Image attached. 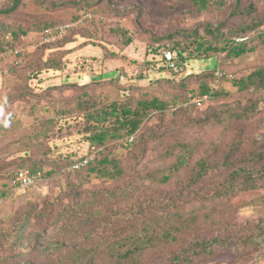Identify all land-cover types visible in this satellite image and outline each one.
Returning a JSON list of instances; mask_svg holds the SVG:
<instances>
[{"label": "trees", "instance_id": "16d2710c", "mask_svg": "<svg viewBox=\"0 0 264 264\" xmlns=\"http://www.w3.org/2000/svg\"><path fill=\"white\" fill-rule=\"evenodd\" d=\"M226 1L192 0L198 12L211 10V7L221 8ZM105 2L107 9L120 6L114 0H97L96 4L104 5ZM89 3L87 0H68L66 8L79 11L75 17L66 22L52 21L47 27L39 25L37 29L45 31L60 24H72L94 10L93 7L85 10ZM21 4L22 0H14L0 14L14 13ZM98 7L95 6V9ZM257 11L256 5L245 6L240 0H235L230 15L248 17L249 22L227 26L222 22L208 21L194 29L152 35V39H157L159 43L165 40L168 48L164 50L171 51L172 60L183 66L191 59L208 60L218 55H223L225 60H235L264 49V11L260 14ZM109 14L110 11L104 12L106 16ZM93 18L92 13L87 23ZM85 24L68 27L61 40L44 44L35 53H20L18 63L14 65L20 68L16 75L23 87L16 90L14 102L16 105L18 102L29 104L25 114L21 110L9 113L7 120L16 121L28 116L35 121L33 127L17 124V136H11L15 142L11 145L13 151L9 153L16 157L6 160L7 155L0 153L4 159L0 163V174L4 168L10 171L4 185L12 184L20 168L42 171L43 179L38 184L44 181L45 173L53 175L69 171L79 175L75 182L70 178L72 173L69 174L66 190H62L55 201L59 204L65 196L70 201L56 214L58 232H47V228L34 232L29 239L34 257L22 264H203L216 261L223 250L259 247L264 241V219L247 221L239 228L232 222L243 209L264 204L262 194L256 195L264 188V139L261 145L257 140L252 141L251 148L246 147L244 139H235L215 162H212V154L199 157L187 179L192 186L205 183L204 194L195 201L192 197L187 198L188 195H183L181 199L177 193L179 182L175 184L177 173L186 169L192 161L196 148L193 140H185L179 134L170 143L162 137L158 140L154 129H150L146 138L140 132L152 118L163 119L171 110L191 112L208 99L223 95L221 85L226 79H233L234 85L240 88L254 86L258 90L264 89V66L240 78L224 75L218 78L215 69L212 82L208 79L211 73L206 72L201 76L202 83L194 103H191L192 96L188 95L193 90L188 88L185 78L181 81L157 78L149 85L150 88L136 82L122 86L119 75L105 79L100 76L102 79L97 77L89 82H63L39 92L30 85L26 86L23 81L28 77L68 69L73 47L67 46L78 39L83 40L78 47L91 45L99 47L102 53L78 58L73 68L77 73L94 71L96 63L93 59L119 58L118 52L109 49L110 44L119 43L123 49L134 42L129 30L122 26L112 28L107 38L93 28L81 31ZM26 31L22 27L13 29L7 26L0 17V54L17 47L21 43L18 39ZM113 35L118 41L112 38ZM162 60L171 73H183L169 67L163 52ZM148 70L149 66L140 68L137 78H145L149 75ZM195 75L189 74L190 77ZM178 81L180 89L171 94ZM125 91L128 94H121ZM33 100L36 102L31 104ZM3 103L7 104V101ZM181 103L185 106L178 108ZM37 110L45 113L36 118ZM49 113L52 115L49 116ZM253 113L254 106L241 113L222 108L211 120L185 123L180 129L185 126L198 129L220 125L234 116L243 120ZM73 131L85 137L93 157L79 169L72 168L73 164L87 156L78 161L60 163L53 157L56 147L50 144L53 139H61L64 134L69 135ZM159 141L165 143V147ZM41 145H45L42 155H28L30 147ZM219 146L214 145V150ZM118 148L126 152H115ZM47 166L51 168L46 169ZM218 168L223 169L215 174L219 177L211 176L210 172ZM92 179L112 180L115 186L106 191L88 193L83 186ZM185 189V186L182 187L183 191ZM1 192L6 195L5 191ZM47 211L36 216L49 215L52 209ZM28 219L29 216L21 225V232H16V241L23 238Z\"/></svg>", "mask_w": 264, "mask_h": 264}, {"label": "rangeland", "instance_id": "374dc122", "mask_svg": "<svg viewBox=\"0 0 264 264\" xmlns=\"http://www.w3.org/2000/svg\"><path fill=\"white\" fill-rule=\"evenodd\" d=\"M13 1L0 0V12L11 6ZM67 1L22 0L20 8L14 13L8 15L0 14L2 21L7 26L13 27V29H19L20 27L27 29L26 33L18 39L20 40L18 42L21 43L17 47L10 48L0 54V153L7 155L6 160H11L17 156L9 154L13 151L11 150V145L15 142L12 141L11 136L13 138L17 136V124L20 123L21 125L24 124V126L33 127V122L35 121L33 117L28 116L16 121L7 120L9 113L21 110L25 114L29 104L18 102L16 105L14 102L17 97L16 90H20L23 87L21 79L16 75V72L20 68L14 66L18 63V55H15L12 50L20 49L22 54L28 55L40 50V46L50 44L42 43V33L44 30H39L37 27L39 25L47 27L52 21L66 22L75 17L79 11L77 9L66 8ZM96 1L87 0L90 3L85 6V10L93 7L94 10H91L90 13L94 14V18L88 23L87 21L92 17L85 20L84 23L86 22V24L81 28V31L93 28L102 37L107 36L108 38V33H111L110 30L112 31V28L122 26L127 28L130 35L134 37V42L123 49L119 47V43L109 45L111 51L118 52L119 58L105 59L103 61L93 59L96 63L94 71H97L95 74L99 77L98 79H102L100 76L105 79L126 74L121 77L120 84L122 86H128L132 82L143 86H151V83L157 78H176L179 81L185 78L188 88L193 90L188 95L192 96L191 103H194L198 98L199 88L202 83L201 76L206 72L211 73L208 78L209 80L212 79V72L214 73L215 69V76L217 77L220 73H224V76L227 78H231L232 76L240 78L258 67L264 66V49H258L235 60H225L223 55H218L216 58L208 60L191 59L187 65H184L183 73L175 75L166 69L164 66L165 62L162 60V52L164 48H168V44H166L165 40L159 43L157 39H152V35L159 36L160 34H170L182 29H194L208 21L222 22L227 26H240L242 23L249 22L250 18L248 17L230 15L235 0H227L223 7H211V10L205 12H198L192 0H114L115 3L119 2L120 6L112 10L105 7L107 6V2L104 5H97ZM73 2H79V0H73ZM240 2L245 6L249 4L256 5L259 14L264 11V0H240ZM95 6L99 7L95 9ZM107 11H110L108 16L104 15V12ZM112 38L118 41L116 36L113 35ZM91 48L92 46L86 48V52H89V54L98 53V50ZM69 58H72L71 61L74 64V61L79 57L71 54ZM214 63L217 64L214 66ZM73 64L70 62V67L64 71H60L61 73L53 71L43 72L38 77L31 76L23 82L26 86L30 85L39 92L49 86L59 84L63 74H68L74 70ZM147 66H149V75H146L143 79L137 78L139 69ZM163 69L165 71H159ZM191 73L196 75L190 77L189 74ZM69 79L82 81L87 78L82 76L81 78L73 77ZM179 81L171 90V94L178 92V89H180L177 85L181 86ZM222 83L221 87L224 90V94L218 98L208 99L202 105L196 107L194 111L190 110L191 112H174L171 110L163 119L152 118L140 132L146 138L150 133V129H154V136L158 140L162 137L163 140L170 143L179 134L185 140L189 138L193 140L196 148L192 161L186 169L178 172L176 175L175 184L179 182L177 193L181 199L183 195H188L189 197L187 198L190 199L192 197L196 201L198 196L204 194L205 183L194 186L187 183L194 163L199 157L212 154V162H215L222 155L225 147L235 139H244L247 148H251V143L254 140H257L258 145H261L264 139V89L258 90L254 86L240 88L234 85L233 79H226ZM121 94L126 95L128 91ZM5 101H7V104L3 103ZM35 102L33 100L31 104ZM180 106H185V103H181L177 107L179 108ZM250 106H254V113L247 119L243 118V120H239L234 116L232 119H226L220 125H208L198 127V129L195 127L185 128V126L180 129L185 123L191 124L192 121L200 120L203 122L211 120L210 118H214L215 114L222 108L228 110L235 109L236 112L241 113ZM42 113L45 112L37 110L38 115L36 118L42 115ZM51 115L52 113H49V116ZM159 143L165 147V143L162 141H159ZM50 144L52 147H56L53 157L57 158L60 163L70 162L71 160L78 161L84 156H90L89 143L77 131H73L69 135L64 134L61 139H53ZM216 144L220 146L214 150V145ZM246 147L245 149H247ZM28 150L30 151L28 155L40 156L45 150V145L36 148L30 147ZM115 152H126V150L122 151L118 148ZM2 161H4L3 154H0V163H3ZM49 168L51 166H47L46 169ZM8 170L4 168L1 173L2 175L0 174V264H22V262L34 257L29 244V239L33 236L34 232L37 230L43 231L44 228H47V232H58L56 226L59 222L56 221V214L68 205L70 201L66 196L63 202L59 204H55V201L61 195V191L66 190L69 174L72 172L54 173L53 175L45 173L44 181L40 184L29 189L27 188L25 191H19L15 189L13 182L9 186L4 185L10 177V171ZM221 170L223 169L212 170L210 175L215 176V174L221 173ZM78 177L77 173L70 175V178L75 182L78 180ZM215 177L218 178L219 176ZM209 183L207 182V184ZM114 186L115 182L112 180L102 181L100 179H92L85 183L83 189L91 193L96 190L106 191L112 189ZM184 186L186 188L185 191L182 190ZM1 191H5L6 195H2ZM258 192L256 195L262 194L264 197V188ZM48 208L52 209L49 215L45 213L41 217L36 216L39 212H48ZM28 216L29 219L24 230V236L20 241H16L15 234L16 232H21V225ZM258 219H264V204L243 209L233 219L232 224L239 228L247 221ZM203 264H264V241L260 243L259 247H239L236 251L223 250L216 261Z\"/></svg>", "mask_w": 264, "mask_h": 264}, {"label": "built area", "instance_id": "2783aa9c", "mask_svg": "<svg viewBox=\"0 0 264 264\" xmlns=\"http://www.w3.org/2000/svg\"><path fill=\"white\" fill-rule=\"evenodd\" d=\"M91 17H92V14L87 13L86 15H83L80 19L73 22L72 24H60L55 27L46 29L42 33V36H43L42 43L43 42L53 43V42L61 40L65 36L68 27H74V26L84 24V21ZM12 51L14 52L15 55H19L21 53L20 49H14ZM163 55L166 57L169 67L173 68L175 72H182L184 70L183 65L177 64L176 62L172 60L171 51L164 50ZM222 75H224V73H220L218 75V78H220ZM122 76H125V75L122 74L121 77ZM92 158H93L92 156H87L84 160L74 163L72 168L79 169L83 167L84 165H86L89 162V160H91ZM42 179H43L42 171L32 172L28 168H20L16 173L13 183L15 184L16 190L25 191L30 186L38 184Z\"/></svg>", "mask_w": 264, "mask_h": 264}, {"label": "crops", "instance_id": "0c3cea01", "mask_svg": "<svg viewBox=\"0 0 264 264\" xmlns=\"http://www.w3.org/2000/svg\"><path fill=\"white\" fill-rule=\"evenodd\" d=\"M82 41H83L82 39H78L77 41H75V42H73L67 46V47H73V51L69 54V57L71 54H75V57H79V58H81L82 56H92V55L98 56V55H101L102 50L99 47L96 48V47L92 46V48H95L96 50H98L97 54L96 53L95 54H91V53L89 54V52H86V48H88L91 45H84L83 47H78ZM76 48H78V49H76ZM71 59L72 58H69L70 62L73 64V61H71ZM69 66H70V63H69ZM95 68H96V66H95ZM96 72L97 71H84V72L80 71L77 73V72L72 71V72H69L68 74H63V77H61L62 80H60V83L78 81L76 79L70 80L69 78H73V77L81 78L82 76H85V78H87V79L79 81V82H89V81L97 78V76H96L97 74H95ZM56 73H61V72H56Z\"/></svg>", "mask_w": 264, "mask_h": 264}]
</instances>
